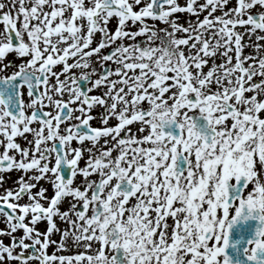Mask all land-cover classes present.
<instances>
[{
	"label": "rangeland",
	"instance_id": "374dc122",
	"mask_svg": "<svg viewBox=\"0 0 264 264\" xmlns=\"http://www.w3.org/2000/svg\"><path fill=\"white\" fill-rule=\"evenodd\" d=\"M28 1L0 0V13L11 24L16 23V30L23 40L16 59L2 56L4 53L0 50L1 64L25 68L26 64L49 58L53 50L57 56L67 54L66 60L54 69L50 86L54 87L55 82H59L64 89H74L79 79L89 77L88 86L93 89L92 93L98 92L97 99L113 109L115 107L110 103L125 91L124 103L150 113L148 136L161 137L166 143H170V138L161 133L160 120L175 119L181 125L180 143L176 150L186 147L188 167L174 180L170 179L172 174L159 168L167 181L161 194L163 212L156 217L157 220L161 216L167 218L163 237L168 238L163 243L158 233L155 243L152 239L155 225L142 231L138 223L135 227V222L131 221L137 211L127 218L123 214L124 202H129L130 198L109 186L112 179L111 156L101 157L100 194L103 204L96 221L91 220V214L98 207L83 214L77 212V206L82 202L80 177L82 175L84 179L85 175L76 173L63 202L50 205L54 212L59 210L60 215L65 214L64 221L50 222L47 217L33 222L34 208L49 207L50 202V197L40 200L38 195L35 196V185L45 182V179L51 181L56 172L40 165V154L32 142L22 139L16 145L12 141L0 142V158L6 156L13 160L12 167L0 168V200H7L18 210L17 213L25 217L22 229H19L0 213V264L12 263L9 254L16 247L12 244L15 237L25 244L38 242L40 247L56 249L64 240L63 251H55L60 254L59 260L63 264H119L112 260L109 247L110 231L112 233L114 228L120 232L117 245L125 247L126 253L121 258L123 264L131 261L133 264H186L195 259H198L197 264H203L200 253L204 249L200 248L208 245L202 243L201 235L207 225H215L216 246L221 243L223 228H220L222 224L220 227L217 224L223 218V176L231 172L233 179L236 174H243L249 182V198L256 202L264 201V21L260 28L246 25L244 28L250 31L247 34L239 31L242 21L250 22L251 10L261 14L264 20V0H254L257 2L255 6H249L245 0H219L217 3L214 0L212 5L209 0H195L193 3L179 0L183 9L192 7V10L179 15L165 13L164 19L158 20L121 17L100 9L102 0H35L31 6ZM16 4L18 8L14 6ZM213 29L216 35L221 36L220 46L213 48L220 51L217 58L223 60L222 68L216 72L232 79L210 87L206 83L208 76L199 77V67L190 70V64L194 51L197 60L204 56L211 58L207 42L212 39ZM2 33L7 32L0 31L1 44L4 40ZM241 41L244 51L237 46ZM258 41L262 43L259 50L251 46ZM111 49L117 50L116 54L107 56ZM106 65L109 70L102 73ZM190 78L194 79L193 84ZM198 78L203 82L200 83ZM228 105L233 111L228 110ZM198 115L207 118L216 131L210 145H204L201 135L196 132L193 118ZM2 127L0 116V129ZM108 141L104 142L108 145ZM168 146L166 144L167 150ZM213 162L219 164L216 172L211 170ZM152 168L151 164L145 172L151 173ZM125 176L129 177L123 174L121 178ZM189 184H192L191 188H188ZM19 189L26 193L18 195ZM251 189H255L257 195L250 194ZM56 193L57 190H53L50 195ZM147 194L148 190H137L130 197L146 199ZM59 197L57 195L56 199ZM110 199H116L118 204H123L122 207L112 211L115 202L108 206ZM170 200H175L178 206L176 216L169 213L175 202L171 204ZM149 204L147 198L145 208ZM134 210H129L128 214ZM168 216L173 217V221ZM91 240L97 244L91 246ZM189 241L192 244L190 249L185 248ZM90 247L95 248L94 254H91ZM133 248L137 255L130 253ZM98 251L99 259L96 256ZM216 253L213 263L216 262ZM208 257L204 264L209 262Z\"/></svg>",
	"mask_w": 264,
	"mask_h": 264
},
{
	"label": "flooded vegetation",
	"instance_id": "af4514ba",
	"mask_svg": "<svg viewBox=\"0 0 264 264\" xmlns=\"http://www.w3.org/2000/svg\"><path fill=\"white\" fill-rule=\"evenodd\" d=\"M185 1L187 3V0ZM194 1L190 0V3ZM215 1L217 3L219 0ZM245 1L249 6H255L257 3H254V0ZM115 2L119 3L117 11L121 9L119 7H125L131 12L132 16L128 18H133L135 15L140 17L143 13H148L151 8V0H116ZM178 2L179 0H162L159 19H164L162 17L165 13L179 15L192 10V7L183 9ZM213 3L214 0H209V4L212 5ZM212 12L215 13L216 10ZM113 13L120 16L117 12ZM249 13H251L248 17L250 22L242 21L239 30L240 32L242 30L241 33L248 31L247 28H244L247 27L246 25L260 28L263 24L264 20L261 14L253 10ZM1 18L0 31L6 30L7 32V34L2 33L3 44L0 42V50L4 53L2 56L9 55L12 59H16L21 52L22 35L16 30V23L11 24L9 19L2 14ZM116 52L117 50H115L114 54ZM61 57L57 56L53 50L52 56L49 58L41 62L34 61V64H26L25 68H21V65L6 66V63L2 62L1 64L0 62V116L4 126L0 129V142L12 141L15 145L20 139L32 142L40 154V165L45 169L53 168L55 170L56 173L51 178V181L47 182L45 179V182L36 183L34 194L35 196L38 195L40 200L50 197V193L58 189L61 191V195L56 204L60 205L64 200L63 197L66 195L67 188L73 184L75 174H84V179L82 175L80 177V187L82 188V202L80 204L84 208V213L87 210L89 212L90 208L93 207H98L96 210L101 212V205L103 204L100 194L102 184L100 176L103 171L101 169L103 166L100 168L101 157L103 155L111 156L110 169H112V179L108 182L109 186H112L113 191H122L125 197L130 198L129 202H124L125 209L124 213H122L127 218L129 215H134L137 211L135 218L138 216L139 218L146 217L147 213L145 210L148 207L145 208V205L147 198L149 203H151L152 198L149 195L153 191L156 193L163 191L164 182L167 181V178L159 172V168H163L170 175L172 174L170 179L179 178L183 173L179 176L175 175L178 153L182 148L187 152L186 147L181 146L177 152L176 149L180 143V137L177 141L169 137L170 143H166L161 137L148 136L150 131L148 126V119L151 118L150 113L143 109H135L128 102L124 103L126 99L125 93L120 100H118L117 95L118 101L110 103L115 107L113 109L106 107L97 99V96L100 95L98 92L92 93L93 89L88 86L90 80L85 87V93H83V88L78 81L74 89H64L59 82H55L54 87L50 86L54 76V69L59 63L65 61L61 60ZM50 60H54L55 63L41 77L39 75L41 65ZM250 73V75L253 74V72ZM37 80L40 81L37 83ZM35 84L36 95L30 91V86ZM137 121L142 123L140 127L134 125ZM104 141H108V145ZM166 144L169 145L168 150ZM107 147L108 149L104 151L103 149ZM151 164L153 166L151 173L145 172ZM9 165H13V162ZM9 165L4 169L9 168ZM112 165L114 166L112 167ZM66 173H68L67 176L65 175ZM230 173L227 172L224 175V184L222 183L224 185L223 218L217 224L219 227L222 224L220 228H223L221 243L216 246L218 238L214 240L215 225H207L201 235V239L202 243L208 245V247L200 248V250L204 249V252L200 253V257L203 256L205 262L206 256H209L207 259L209 262L205 264H264V201L256 202L254 199L249 198L251 195H249L247 189L249 184L247 180L240 198H236L225 205V198L231 187H235L239 183L236 178L240 174H236L232 179ZM123 174L129 175V177L121 178ZM40 180L42 179L40 178ZM142 184H144L143 187ZM137 190H140V192L148 190L146 199H131L132 197L130 196ZM254 190H249L250 194H253ZM161 194L162 192L160 193V199L157 201L156 215H154L158 217V213L163 212V205L160 204ZM254 195H257V193H254ZM86 199L88 200L87 203ZM108 201L115 202L112 205V211L123 205L118 204L116 199ZM174 201L170 200V203L172 204ZM139 203L140 208L138 206ZM171 204L169 205L170 208ZM133 208L135 209L134 212L128 214L129 210L131 211ZM177 209L178 206L176 204V207L175 205L172 206L169 213L176 216ZM41 211L44 212L41 213ZM59 215V210L54 212L53 208L48 209L46 205L36 206L31 220L39 222L48 217L50 222H53V220L56 222L64 221L65 214L60 215V217ZM119 215L120 211L117 213V216ZM92 216L93 212L91 220H93ZM236 216H239L240 219L232 224ZM168 217L171 218V216ZM98 218L99 215L94 221ZM160 218L167 220L165 216ZM171 221H173V217ZM134 222V226L137 227L136 223L138 221ZM166 226L167 224H165L164 229H166ZM232 228L237 230L234 231ZM146 229L149 228L144 227L143 231ZM119 234V230H112V233L110 231L109 247H111L112 260L123 264L121 258L126 251L125 247L120 248L121 246L117 245ZM92 236L95 239L94 233ZM160 238L164 243L168 237L164 238L161 233ZM154 242L157 243L156 241ZM63 243L64 240H61V246L56 249L53 247H40L37 245L38 242L25 244L20 240L16 242V247L11 249L9 257H11L12 263L10 264H63L59 260L61 259L60 254L55 252L58 249L61 252L63 251ZM95 243V240L93 242L92 240L90 241L91 246H94ZM191 245L190 241L186 242L185 248L190 249ZM221 247H225L226 252L222 253ZM175 248L176 246L172 249L174 250ZM90 249L92 250L91 254H94L95 248L90 247ZM49 250L51 251L50 253L47 252ZM130 253L138 254L134 248L131 249ZM215 253L216 262L213 263ZM99 254L100 251L96 254L98 259ZM45 255L53 256L46 257ZM197 260L195 259L192 263L188 262L186 264H197ZM130 264H133V262L131 261Z\"/></svg>",
	"mask_w": 264,
	"mask_h": 264
},
{
	"label": "bare ground",
	"instance_id": "6f19581e",
	"mask_svg": "<svg viewBox=\"0 0 264 264\" xmlns=\"http://www.w3.org/2000/svg\"><path fill=\"white\" fill-rule=\"evenodd\" d=\"M35 1V0H29L28 1V4L29 6L32 5V2ZM27 3V2H26ZM18 4L14 5L18 8L17 6ZM23 6H25L23 4ZM27 10V7L26 9ZM40 15H46L45 13H41ZM242 32V30H241ZM250 31H245V33H249ZM213 36L210 37L212 38L211 40L209 39V41L207 42L208 43V47L211 48L209 51H211V58H207L206 56L202 57L200 60H197L195 58V51H194V58L192 59V64H190V70H192L193 68H196L197 66L199 67V72L200 73V76L199 77H202L203 76H208L206 77L207 78V82L206 83H209L210 87L211 86H214L216 85V83H219V82H222V81H227L228 79L231 80L232 78H230L229 75H226L224 76V74L222 73L221 75H219L216 71H218L219 69L222 68V63H223V60L221 59H218L217 58V53H219L220 51L216 48H213V46H220V42H219V38H221L220 35H216V31L215 29H213ZM220 36V37H219ZM206 43V44H207ZM257 43V44H256ZM256 43H253L251 44V46H255L257 48V50H259L260 48V45L259 44H262L261 42H256ZM205 44V46H206ZM238 48L241 47V50L244 51L245 48H242V41L240 42V45H237ZM262 47L264 48V41H263V45ZM188 47H186L185 49H187ZM90 49V48H89ZM247 50V49H246ZM246 52V51H245ZM194 63L197 64L194 66ZM200 79V83L203 82V79L201 78H198ZM190 83L193 84L194 83V79L193 78H190ZM205 81V79H204ZM124 93L125 91L121 92L119 97H118V100H120L122 97H124ZM126 100V99H125ZM135 126H141L142 123L140 121H137L136 123H134ZM192 184H189L188 185V188H191ZM40 191H42L41 189H39ZM162 191H159V192H152L149 196L152 198V202L149 204L148 208L145 210V212L147 213V216L146 217H141L139 218L136 217L134 219H132L131 221H138L137 223L139 224V227L141 228V230L143 231V228L144 227H151V226H154L155 225V232L153 234V241H156V236L158 233H164L163 230H164V227H165V224L167 223V220L166 219H159L157 220V217L154 216L156 215V207H157V201L160 199V193ZM108 206L112 205V202H108L107 203ZM174 205L176 207V202H174ZM138 206L140 207V203L138 204Z\"/></svg>",
	"mask_w": 264,
	"mask_h": 264
},
{
	"label": "water",
	"instance_id": "95a60500",
	"mask_svg": "<svg viewBox=\"0 0 264 264\" xmlns=\"http://www.w3.org/2000/svg\"><path fill=\"white\" fill-rule=\"evenodd\" d=\"M111 1L112 0H105V4L108 7H110L111 6V4H110ZM196 121H197L198 132L201 133L204 141L206 143H209L212 140V138L214 137L215 133L213 132V130L211 128H209L208 120L206 118H204V117L198 116L196 118ZM163 129H165L167 131H170L173 136H177V133H178V130H179V126L174 121H167L164 124ZM179 163L181 165V162H179ZM184 166H185V164L182 167H184ZM214 167H215V165H214ZM179 171H181V170H179ZM65 175L67 176L68 173H66ZM242 188H243V185L237 186V188L233 192V195H231L230 199H233L235 196H238L240 194ZM227 201H229V199H227ZM232 230L236 231L237 229L232 228ZM222 251L226 252V250H222Z\"/></svg>",
	"mask_w": 264,
	"mask_h": 264
}]
</instances>
